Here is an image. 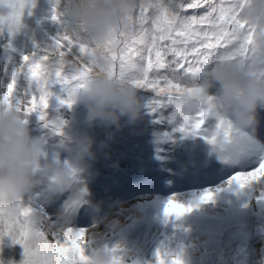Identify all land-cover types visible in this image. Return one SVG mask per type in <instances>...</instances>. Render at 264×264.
Returning a JSON list of instances; mask_svg holds the SVG:
<instances>
[{
	"label": "snow or ice",
	"instance_id": "6c2138e0",
	"mask_svg": "<svg viewBox=\"0 0 264 264\" xmlns=\"http://www.w3.org/2000/svg\"><path fill=\"white\" fill-rule=\"evenodd\" d=\"M247 3L248 0H139L122 30L106 41L102 57L90 43L64 30L46 48L23 56L19 64L0 66V107L15 108L25 115L26 122L37 113L44 127L62 135L59 123L49 124L46 120L53 95L50 89L58 85L67 97L60 103L71 108L75 93L85 86L93 66L101 59L111 75L129 76L133 87L152 92L154 98L146 107L161 119L183 94L193 91L185 80L205 65L238 62L264 78V54L253 43L257 26L242 16ZM32 7V0H0V34L14 35L22 26L23 15ZM59 18L53 8L51 19ZM53 51L57 52L55 58L50 55ZM167 119L170 123L176 121L173 111ZM212 120L215 124L210 123ZM176 130L215 144L218 137L230 138L232 126L209 96L202 110L184 118ZM260 180H264V158L248 160L229 183L245 188ZM212 199V192L202 197L203 202ZM191 211V207L169 201L165 215L180 217ZM30 217L31 209L21 202L0 206V238L11 236L14 244L23 247V264H87L82 250L84 232L69 229L60 239L36 230ZM157 261L182 264L178 257L173 259L159 252ZM113 264L120 262L114 257Z\"/></svg>",
	"mask_w": 264,
	"mask_h": 264
},
{
	"label": "clouds",
	"instance_id": "9594fccd",
	"mask_svg": "<svg viewBox=\"0 0 264 264\" xmlns=\"http://www.w3.org/2000/svg\"><path fill=\"white\" fill-rule=\"evenodd\" d=\"M138 3L139 0H58L57 12L65 23L64 30L90 43L102 57L106 41L122 30ZM242 16L257 26L253 43L255 49L264 54V0H248ZM21 29H25V25ZM50 55L55 58L57 52ZM129 79V76L111 75L103 59L93 66L85 86L73 97L74 104L86 108V122L90 127L99 125L119 130L123 127L122 121L134 124L142 118L144 104ZM185 84L193 91L175 102L176 121L195 116L202 110L205 99L211 96L216 110L232 126L230 138L218 137L215 144H210L211 149L226 166L238 167L257 131L259 110L264 109V78L238 62L225 61L198 68ZM213 89H217L216 95H210ZM26 121L25 115L15 108L0 107V206L20 203L42 182L47 184L49 198L71 191L78 200L79 177L89 172L96 160L95 140L89 135L64 136L57 148L67 154V161H61L59 154L47 159L45 143L32 136ZM111 139L114 134L101 143V149L107 148ZM96 208L97 212L101 211L99 205ZM70 222V214L61 215L63 226ZM113 261L112 252L103 247L87 258V264H113ZM147 263L131 254L122 264ZM150 264H158V261Z\"/></svg>",
	"mask_w": 264,
	"mask_h": 264
},
{
	"label": "rangeland",
	"instance_id": "374dc122",
	"mask_svg": "<svg viewBox=\"0 0 264 264\" xmlns=\"http://www.w3.org/2000/svg\"><path fill=\"white\" fill-rule=\"evenodd\" d=\"M34 7L29 11H26L22 17L21 24H25V30L20 28L18 31L21 33L20 37L11 41L13 49L10 54H5L3 60L5 64L12 66L19 64L23 56L31 55L38 50L46 48L52 44L55 38L64 31L65 23L59 18V21H53L51 16L53 15V8L57 10L58 0H32ZM9 34L7 32L0 34V46L9 43ZM24 49V50H23ZM17 52L18 56L12 59V54ZM53 93L49 101V108L47 109L46 120L49 124L59 123L61 125L62 135L55 134L51 127H44L43 121H38L40 128L35 129L32 136L36 139L42 140L45 143L46 150L45 156H49L51 151L50 147L57 148L59 140L66 137H78L81 135H89L95 140L93 149L96 150V160L109 161L111 159L112 150H109L110 144L119 142L121 146L120 150L117 147L118 154L114 153L112 156H119L122 152V148L126 147L127 155H131L133 158H127L128 162L121 164L117 170L119 178H127L128 175L133 173V167L135 163L139 164L140 170L147 171L149 167H152L155 162L160 161L164 156L161 151L174 150L178 144L174 140L173 136L180 135V132L176 129L179 124L175 121L170 123L167 117L173 111L172 108L167 109L163 113V119L160 116L153 114L149 111L146 105L154 98V94L149 91L138 90V96L144 104L142 113L143 119L145 116L147 120H138L137 125L142 129L134 130L129 129V126L134 124H126L121 132L115 133L114 139L109 141L107 148L101 149L102 142L109 139L110 134L104 129V127L96 125L90 127L86 122L87 110L83 105L73 104L71 108L67 105L60 103L61 100L66 99V93L62 89L55 85L50 89ZM214 95V92L210 93ZM37 113H33L28 117V124L38 118ZM167 121V124L165 123ZM159 121V122H158ZM210 123L215 124L212 120ZM155 127V133H148L151 128ZM120 136V138H119ZM137 140V141H136ZM112 141V142H111ZM133 141L139 142V150L133 148ZM131 145V146H130ZM261 143H256L255 159L264 158V149L261 148ZM115 146V145H114ZM144 146H146L144 150ZM131 147V148H129ZM143 149L144 152H141ZM61 151V150H59ZM212 151V149H211ZM214 153V152H213ZM61 161H67V154L61 151L59 153ZM101 165H103L101 163ZM219 166V165H218ZM243 164L238 167H231L229 170L219 168L218 174L232 171L227 177L226 181H229L236 171L241 170ZM235 170V171H233ZM213 169L208 175H211ZM149 172V171H147ZM217 172L216 175H217ZM234 172V173H233ZM215 173H212L215 174ZM99 176H104L105 172L102 169H98ZM80 184V198L74 199L71 191L62 192L58 195L59 199L68 200L71 199L77 203L80 200L85 199L83 197L85 192L90 190L88 180L90 179L86 173H82L79 177ZM207 187L204 190H200L195 193L194 191L183 192L186 189L178 187L174 192L176 194L167 196L170 198L154 197L143 198L138 201L128 203L126 206L118 210L112 223L113 230H108L96 237L97 240L90 238V235H85V243L82 245L83 253L86 250H92L93 247L110 246L111 249L115 247L112 252L113 256L117 258L122 264L128 255L139 253L142 255L148 263L157 261V253L167 255L170 258H179L182 264H264V229L262 222L246 219L242 222L244 226H236V222H239L244 218L240 215V211H244L239 201H230V198L225 195L218 187L216 179H208ZM264 180L253 182L247 187V190L259 191L261 189ZM38 187H47V184L42 182ZM146 188L148 186H145ZM169 190V189H167ZM41 192V200L34 196V193H28L24 198L28 201V206L31 209V218L36 219L37 227L40 226L46 234L54 237L63 238V233L71 229L76 231L78 227L75 223L70 222L66 227L60 223L61 209L54 210L49 206V200H45L47 190H38ZM131 191V190H130ZM48 192V191H47ZM181 192V193H177ZM207 192L213 193V199L204 202V205L187 206L184 201H194L202 198ZM169 195V194H166ZM202 200V199H201ZM155 204H154V202ZM169 201L180 204L184 207H191L192 211L184 214V219L181 220V216L177 217L172 214L170 216H163L157 221L149 224L145 214L152 211L154 208L163 207L167 205ZM228 203V208H225L224 202ZM252 203V200H250ZM149 202V203H148ZM187 202V203H188ZM21 203L24 205V201ZM148 203V204H147ZM147 204V206H144ZM160 204V205H156ZM253 205L255 203H252ZM141 208V209H139ZM238 210V212H237ZM129 217V218H128ZM128 219H131L128 221ZM33 223V222H32ZM109 223L107 220L103 221L100 226L96 227L93 231H100L106 228ZM156 227L163 230L178 232V234H169L170 250L159 251L154 247V235L152 228ZM147 229V237L145 242H141V230ZM258 232L255 234L254 229ZM178 229V231H176ZM248 231V240L243 241L238 238L237 235H241L244 231ZM255 235L258 239L255 240ZM195 236L194 244L189 242V237ZM100 241V242H98ZM97 242L96 244H92ZM175 243V244H174ZM12 245V250H10ZM175 245H184L188 248L176 247ZM11 252L15 255L17 252L20 257L14 258L11 256ZM15 259L12 260L11 259ZM162 258H164L162 256ZM25 260L24 249L19 244H14L11 236H4L0 238V264H23Z\"/></svg>",
	"mask_w": 264,
	"mask_h": 264
},
{
	"label": "trees",
	"instance_id": "16d2710c",
	"mask_svg": "<svg viewBox=\"0 0 264 264\" xmlns=\"http://www.w3.org/2000/svg\"><path fill=\"white\" fill-rule=\"evenodd\" d=\"M124 122L122 121V124H123ZM104 129H106V128H104ZM106 131H109V134H113L114 132H117V130H115V129H106ZM192 139L196 142V143H198V144H200V145H202L203 147H208V146H210V144L209 143H207L206 142V140L204 139V138H201L200 136H193L192 137ZM112 142V141H111ZM115 145V146H114ZM114 145H111L110 144V147H109V150H112V155L117 151V147L120 149L121 148V146L119 145V142H116V143H114ZM55 153H61V151H59V152H55ZM110 156L111 157V159H113V157L114 156ZM248 154H246L245 156H244V160H243V163H244V165L248 162ZM219 164H224V162H222L220 159H218V161H217ZM212 264V263H211Z\"/></svg>",
	"mask_w": 264,
	"mask_h": 264
},
{
	"label": "bare ground",
	"instance_id": "6f19581e",
	"mask_svg": "<svg viewBox=\"0 0 264 264\" xmlns=\"http://www.w3.org/2000/svg\"><path fill=\"white\" fill-rule=\"evenodd\" d=\"M263 120H264V118H263ZM73 233H76V231H73Z\"/></svg>",
	"mask_w": 264,
	"mask_h": 264
}]
</instances>
